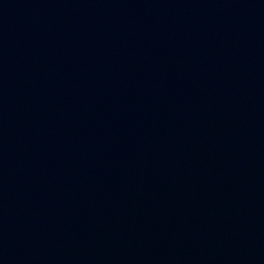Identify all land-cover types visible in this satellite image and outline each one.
<instances>
[{
	"label": "water",
	"instance_id": "95a60500",
	"mask_svg": "<svg viewBox=\"0 0 264 264\" xmlns=\"http://www.w3.org/2000/svg\"><path fill=\"white\" fill-rule=\"evenodd\" d=\"M0 264H264V0H0Z\"/></svg>",
	"mask_w": 264,
	"mask_h": 264
}]
</instances>
